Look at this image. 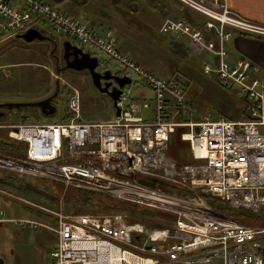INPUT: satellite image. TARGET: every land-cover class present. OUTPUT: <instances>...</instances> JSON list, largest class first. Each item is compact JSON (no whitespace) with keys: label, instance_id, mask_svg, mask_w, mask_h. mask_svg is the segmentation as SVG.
Returning a JSON list of instances; mask_svg holds the SVG:
<instances>
[{"label":"built area","instance_id":"built-area-1","mask_svg":"<svg viewBox=\"0 0 264 264\" xmlns=\"http://www.w3.org/2000/svg\"><path fill=\"white\" fill-rule=\"evenodd\" d=\"M181 1L208 17L205 29L215 31V38L185 18H166L160 31L188 37L196 52L206 49L217 56L219 82L246 102L243 119L197 113L195 119H182L184 87L130 60L112 30L97 33L47 0H0V29L9 36L36 28L74 37L84 49L83 44H92L142 75L154 92L153 104L142 103L125 83L114 102L118 117L83 120L81 91L69 85V120L4 125L14 153L0 151V169L93 189L175 215L167 228L130 222L122 213L58 210L52 227L31 221L55 233L53 264H264V222L244 223L211 201L232 209L264 210V79L248 59L230 63L225 47L233 35L227 27L264 36V24L235 13L227 0ZM204 70L212 72L208 63ZM177 130L187 143L188 159L169 153ZM0 214V222L15 221Z\"/></svg>","mask_w":264,"mask_h":264},{"label":"rangeland","instance_id":"rangeland-1","mask_svg":"<svg viewBox=\"0 0 264 264\" xmlns=\"http://www.w3.org/2000/svg\"><path fill=\"white\" fill-rule=\"evenodd\" d=\"M49 1L59 10L69 12L73 17L95 27L96 31L114 30L119 49L130 60L163 79L178 81L186 92L182 119H195V113L212 119L244 118V98L231 86L219 82L216 73L217 56L206 49L196 52L188 37H175L178 44L182 45L181 48L174 39L171 40L170 34L161 33L158 25L161 16L151 8V0ZM172 16L177 14H170L166 18L176 19ZM46 25H50V22H46ZM45 34L55 41V45H51L47 39L27 42L21 36H9L0 29V89L9 90L4 98L8 101L34 103L57 92L54 97L57 110L54 114L46 115L35 105L22 106L18 110V117L12 122L55 123L69 120L73 116L69 107V85L81 91L83 120L115 119L117 108L114 99L98 91L86 71L65 70L59 74V70L58 73L63 63L60 42L68 38L53 35L51 31ZM69 39L78 43L74 37ZM83 45L86 51H91L98 58L100 71L104 69L115 74L128 73L132 82L127 84L126 90L132 92L137 101L153 104L154 92L147 86L142 75L133 69H125L121 62L100 48L88 43ZM206 63L212 72H205ZM118 86L115 84L110 91ZM239 96L243 98L244 104ZM147 113L148 110H144L143 115ZM179 132L177 130L171 139L176 151L173 156L180 160L188 159L185 154L187 143L181 140ZM72 187L51 179L0 169V212L5 218L15 220L0 222V257L5 264H53L51 253L57 241L55 233L51 228L31 224V221L52 227L55 223L54 212L62 210L69 213L64 199Z\"/></svg>","mask_w":264,"mask_h":264},{"label":"trees","instance_id":"trees-1","mask_svg":"<svg viewBox=\"0 0 264 264\" xmlns=\"http://www.w3.org/2000/svg\"><path fill=\"white\" fill-rule=\"evenodd\" d=\"M178 1L182 5L186 6L188 9H191L192 11L197 12L196 10L192 9L191 7L183 3L181 0H178ZM149 4L151 8L154 10V12H156L158 15H160L164 19L166 17H169L170 14H174V9L177 8L178 6L177 4L171 3L170 0H151ZM182 16L183 18L192 22L195 26L205 31L208 38L213 37L215 35L214 32L210 33L204 30L205 23L203 25L197 22L196 19L193 17L194 14L192 12L187 10V12L184 13ZM170 37H171V40L174 39V42L176 41L177 43L176 45H178V40H176V38L173 36H170ZM240 98L244 104L243 98L242 97ZM23 106H27V105H23ZM32 113L36 114L37 112L35 113L34 111H32ZM244 117H246V113L244 114ZM174 147H175V143L172 142L170 151H169V153L172 155H176L174 154V151H175ZM0 151L14 153L13 143L9 141L8 135L6 139L0 140ZM54 182L61 184V182H58L55 180ZM211 201L215 206L223 208L227 213H229L230 215L234 216L235 218H237L238 220L244 223L262 224L264 222V216H263L264 210L260 212H252L247 209H232L227 206H222V204L216 202V200H211ZM64 202H65V205L66 204L68 205L69 211L67 210V212L69 213L70 211H75V214L122 213V214L127 215L128 221L141 222L148 227H156V228L171 227L173 224L174 218H175V215L171 212L155 209L150 206H145L142 204H138V203H134V202L126 201V200L116 199V198L109 196L106 193L99 192V191L89 189V188H84V187L73 186L72 188H70L66 194Z\"/></svg>","mask_w":264,"mask_h":264},{"label":"crops","instance_id":"crops-1","mask_svg":"<svg viewBox=\"0 0 264 264\" xmlns=\"http://www.w3.org/2000/svg\"><path fill=\"white\" fill-rule=\"evenodd\" d=\"M227 1L229 4V8L235 13L245 16L255 22L264 24V0H227ZM170 2L178 5L177 8H175L176 10L174 9V14H177V16H172L174 18H183L182 15L186 13L188 10L194 14L193 17L196 19L197 22L204 25L205 21L207 20V18L204 15L192 11L191 9H188L186 6L182 5L178 0H170ZM69 11H71L70 8ZM69 15L73 16L71 13H69ZM163 19L164 18L161 17V19L158 21L159 31ZM93 28L96 31V28L95 27ZM227 30L232 31L233 33L230 39L226 41L227 44L225 45L228 53L227 60L230 63H236L240 58H245L252 61L259 68V72L257 75H259V77H262L264 79V36L247 34L231 27H227ZM97 31L103 33V30L97 29ZM216 45H217V41H216ZM179 46L182 48V45Z\"/></svg>","mask_w":264,"mask_h":264},{"label":"water","instance_id":"water-1","mask_svg":"<svg viewBox=\"0 0 264 264\" xmlns=\"http://www.w3.org/2000/svg\"><path fill=\"white\" fill-rule=\"evenodd\" d=\"M25 41L27 42H32L34 40H40L43 41L46 39L45 33H43L41 30L36 29V28H31L28 31H26L23 34H20ZM64 47L66 49L65 52V58L68 60V66L69 68H74V69H89L93 78V84L99 89L101 93L109 94L113 99L114 102L117 99L118 95L122 92V87L124 86L125 83H130L131 78L129 76H126L124 74H110V71H106L105 74L101 75L100 73L96 72V68L99 66L98 58L91 52V51H86L80 47L73 46L71 45L70 41L66 40L64 43ZM69 49H73L72 54L75 55V58L71 61L69 59L68 51ZM89 62H88V61ZM85 62V63H84ZM101 78L103 79H114L116 81V84L119 85L118 87L114 88V90L110 91L109 90V83H106L104 87L101 86ZM57 92L52 94L49 97H46L40 101L34 102V103H17V106L20 105H35L39 107L42 111V113L46 115H51L54 114L57 110L56 105L52 104V98L56 96ZM119 116V109H117V117ZM197 131H199L198 127L196 128ZM143 183H146L148 185L155 186V182H149L146 180H141ZM264 252V251H263ZM0 264H5V261L2 257H0Z\"/></svg>","mask_w":264,"mask_h":264},{"label":"flooded vegetation","instance_id":"flooded-vegetation-1","mask_svg":"<svg viewBox=\"0 0 264 264\" xmlns=\"http://www.w3.org/2000/svg\"><path fill=\"white\" fill-rule=\"evenodd\" d=\"M46 39L48 40V42L51 45L53 43L55 45V41L52 40L50 37H48V35H46ZM66 40L70 41L71 45L80 47V48H82L84 50V52H86V50L79 43H77L76 41H73V40H70V39H64L62 42H60V47H59V49L61 50V53H62V61H63V63H62V68L58 69V73H59V70H60L59 74H62L64 72H66L65 70H73L75 72H82V73H84V71H86L87 72L86 75L89 74L91 76V79H92V82H93V78H92V75H91V72H90L89 69H79V70H77V69H74V68L67 67L68 66V60L65 58L66 49L64 47V43H65ZM55 48H57V47L55 46ZM71 52H73V49H69V51H68L69 59L72 61L75 58V55L72 54ZM106 71L107 70H104V69H102L100 71L98 69V67L96 68V72L100 73L101 75L105 74ZM109 73L113 74L115 76V73H113L111 71ZM22 75H23V72H22ZM60 78H62V77L60 76ZM14 81L15 80L13 79L12 82H14ZM106 83H109V85H110L109 86V90H110V88L113 87L116 84V81L114 79H112V78H110V79L101 78V86L104 87V85ZM58 85H59V81L57 82V86ZM96 89L99 91V89L97 87H96ZM6 94H9V90L2 91L0 89V140H4V139L7 138V135H6V132H5L6 129H5L4 125L12 122L13 119L18 117L17 116L18 115V110L23 106V105L17 106L16 104L19 103L17 101H8V100H6L4 98ZM49 96H51V94ZM49 96H47V97H49ZM55 98H56V96H55ZM55 98H52V101H51V103L54 104V105H55ZM20 103H23V102H20Z\"/></svg>","mask_w":264,"mask_h":264}]
</instances>
